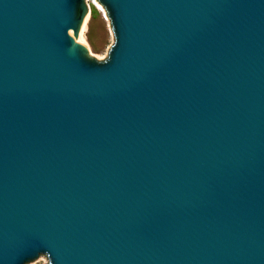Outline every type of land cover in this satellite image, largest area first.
Listing matches in <instances>:
<instances>
[{"label": "water", "instance_id": "1", "mask_svg": "<svg viewBox=\"0 0 264 264\" xmlns=\"http://www.w3.org/2000/svg\"><path fill=\"white\" fill-rule=\"evenodd\" d=\"M0 0V264H264V0Z\"/></svg>", "mask_w": 264, "mask_h": 264}, {"label": "rangeland", "instance_id": "2", "mask_svg": "<svg viewBox=\"0 0 264 264\" xmlns=\"http://www.w3.org/2000/svg\"><path fill=\"white\" fill-rule=\"evenodd\" d=\"M96 1V3L94 2ZM90 20L87 24L85 37L90 53L98 59H104L115 41L110 18L97 0H88ZM98 5H100V8ZM48 258L33 264H47Z\"/></svg>", "mask_w": 264, "mask_h": 264}, {"label": "bare ground", "instance_id": "3", "mask_svg": "<svg viewBox=\"0 0 264 264\" xmlns=\"http://www.w3.org/2000/svg\"><path fill=\"white\" fill-rule=\"evenodd\" d=\"M94 2L96 3V1H94ZM98 6L100 7V5H98ZM100 8H102V7H100ZM90 14L91 13L89 11L87 16H86V18H85V20H84V22H83V25H82V27H81V29L79 31V35L77 37L79 43L88 44L87 40H86V37H85V32H86V29H87V24H88V22L90 20V16H91Z\"/></svg>", "mask_w": 264, "mask_h": 264}, {"label": "snow or ice", "instance_id": "4", "mask_svg": "<svg viewBox=\"0 0 264 264\" xmlns=\"http://www.w3.org/2000/svg\"><path fill=\"white\" fill-rule=\"evenodd\" d=\"M70 5H75L78 3V0H69Z\"/></svg>", "mask_w": 264, "mask_h": 264}]
</instances>
